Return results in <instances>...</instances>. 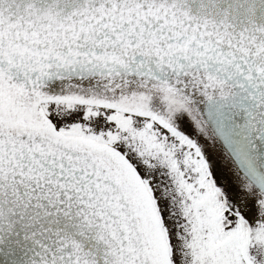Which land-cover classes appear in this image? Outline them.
Segmentation results:
<instances>
[{
	"label": "snow or ice",
	"instance_id": "6c2138e0",
	"mask_svg": "<svg viewBox=\"0 0 264 264\" xmlns=\"http://www.w3.org/2000/svg\"><path fill=\"white\" fill-rule=\"evenodd\" d=\"M0 264H264V0H0Z\"/></svg>",
	"mask_w": 264,
	"mask_h": 264
}]
</instances>
